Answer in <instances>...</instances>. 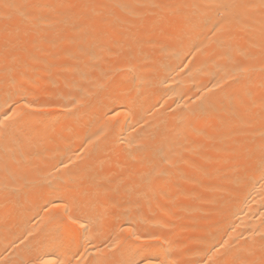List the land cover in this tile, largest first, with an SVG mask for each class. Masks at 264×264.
<instances>
[{
  "label": "bare ground",
  "instance_id": "bare-ground-1",
  "mask_svg": "<svg viewBox=\"0 0 264 264\" xmlns=\"http://www.w3.org/2000/svg\"><path fill=\"white\" fill-rule=\"evenodd\" d=\"M264 264L261 0H0V264Z\"/></svg>",
  "mask_w": 264,
  "mask_h": 264
},
{
  "label": "snow or ice",
  "instance_id": "snow-or-ice-1",
  "mask_svg": "<svg viewBox=\"0 0 264 264\" xmlns=\"http://www.w3.org/2000/svg\"><path fill=\"white\" fill-rule=\"evenodd\" d=\"M261 8L264 9V0H261ZM31 264H72V262L70 259L66 262L64 260H60L59 258H57L56 260L45 259L43 255L37 254L33 258Z\"/></svg>",
  "mask_w": 264,
  "mask_h": 264
}]
</instances>
